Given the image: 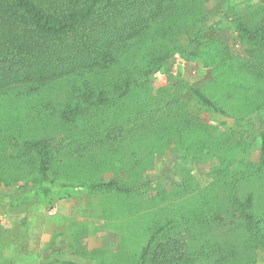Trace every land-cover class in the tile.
I'll use <instances>...</instances> for the list:
<instances>
[{"label": "trees", "instance_id": "1", "mask_svg": "<svg viewBox=\"0 0 264 264\" xmlns=\"http://www.w3.org/2000/svg\"><path fill=\"white\" fill-rule=\"evenodd\" d=\"M205 2L0 0V99L32 98L38 93L36 101L31 102L36 110L31 108L32 115L25 119L31 128L38 124L48 134L64 127L72 132L66 152L63 147L57 149L60 165L66 160V165L72 166L73 157L75 161L90 156L92 162L112 157L129 164L138 183L152 159L156 141L178 148L180 162L186 156L202 161L218 159L220 168L215 180L221 201L227 202L226 208L233 213L229 229L235 239L226 242L214 232L215 224L228 226V214L222 211L209 219L192 203L197 197H191L194 192L189 181H184L182 195L187 199L183 196L173 209H163L166 216L150 228L136 264H234L242 247L264 248V126L255 141L258 159L254 161L246 156L252 144L245 143L242 136L235 140L213 135L189 116L179 101L161 99L143 107L134 96L135 90H145L141 85L147 65L144 60L139 64L135 61L143 51L133 43L157 25H174L181 13L192 16ZM235 32L239 41L264 47L263 27L238 22ZM126 65L129 69L124 72ZM54 89L58 90L52 97L49 93L42 95ZM61 90L65 100L60 101L57 122L47 114L46 103L58 101ZM192 93L202 105L223 113L199 89H192ZM46 97L50 101H45ZM129 99L134 114L117 124L116 112L111 110ZM28 132L33 135L31 130ZM24 149L39 157V173L43 175L53 162L51 146L32 138L25 142ZM7 150L0 148V182L4 176L25 172V160L14 155V149L12 155H7ZM143 185L139 183L134 191L121 182L89 187L131 194L139 193ZM197 188L196 183V192ZM63 249L73 250L74 245L57 235L47 251L55 254Z\"/></svg>", "mask_w": 264, "mask_h": 264}, {"label": "rangeland", "instance_id": "2", "mask_svg": "<svg viewBox=\"0 0 264 264\" xmlns=\"http://www.w3.org/2000/svg\"><path fill=\"white\" fill-rule=\"evenodd\" d=\"M186 13H181L174 25H157L133 43L143 51L133 60L138 64L144 60L147 65L141 85L145 90H135V100L143 107L161 99L177 100L213 135L235 140L242 136L245 143L252 144L246 156L257 161L254 145L264 126V47L239 41L235 25L243 22L264 28V0H206L192 16ZM192 89H199L223 113L202 105ZM57 90L42 95L52 97ZM37 95L0 99V148H8L9 156L14 149L13 154L26 162L24 173L4 176L0 182V264H136L150 228L166 216L163 209H173L183 201L184 181H189L194 192L191 197H197L192 203L209 219L222 211L228 214V226L215 224L214 232L226 242L235 239L229 229L233 213L226 208L227 202L221 201L215 180L220 168L217 158L202 161L186 156L180 162L178 148L156 141L138 183L132 177V167L112 157L95 162L90 156L75 161L73 157L72 166L66 165V160L60 165L57 149L63 147L66 152L72 132L64 127L48 134L38 124L31 128L25 119L32 115L35 106L31 102ZM59 96L58 101L46 103L47 114L57 122L60 101L65 100L62 90ZM45 101L50 100L46 97ZM132 104V99L125 100L123 106L111 110L116 112L117 124L134 114ZM32 138L51 146L53 162L43 175L39 157L24 149ZM110 182H121L133 191L139 183L145 185L139 193L131 194L89 187ZM57 235L65 236L74 249L48 252ZM234 264H264V248L242 247Z\"/></svg>", "mask_w": 264, "mask_h": 264}]
</instances>
